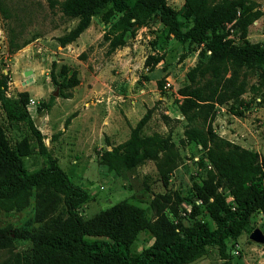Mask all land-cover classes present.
<instances>
[{"label": "rangeland", "instance_id": "1", "mask_svg": "<svg viewBox=\"0 0 264 264\" xmlns=\"http://www.w3.org/2000/svg\"><path fill=\"white\" fill-rule=\"evenodd\" d=\"M252 1L263 16L248 27L246 38L250 43L264 44V0ZM167 5L183 20L184 0H167ZM119 16L115 14L108 24L102 23L101 14L92 17L87 29L63 47L60 39L76 27L77 20H66L60 13L52 12L47 0H0V78L7 98L25 102V110L41 138L28 124L9 121L1 104L0 126L9 144L20 147V158L28 172L46 167L40 151L42 144L72 182L88 192L89 200L78 209L83 220L124 200L145 209L151 231L141 232L131 246L137 254L150 246L154 234L165 227L178 231L192 227L196 221L184 198L192 195L195 199V187L202 185L209 167L200 161L201 147L184 136L186 122L179 112L178 91L187 84L185 75L196 64L202 47L181 44L163 24L150 21L133 37L126 36L125 47L108 54L104 37ZM11 30L17 34L18 44L32 40L13 54L8 51ZM227 31L228 38L239 44V32L232 24L227 25ZM28 70L32 75L25 77ZM250 82L255 90L249 89L243 95L249 108L238 116L237 107L216 104L212 128L221 138L234 140L264 156V81L256 77ZM62 83L71 86L61 90ZM56 90L58 95L53 96ZM22 94H27V98ZM30 100H35L36 105L31 107ZM75 107L77 112L90 108L93 116L103 114L101 121L110 113L108 121L113 131L107 136L110 140L106 146L77 151L72 137H62L59 128H68L71 120L67 124L66 120ZM148 112L150 117L142 136L160 138L159 160L146 161L132 171L123 170L121 176L102 178L98 174L101 155L128 139L131 129ZM111 137H115L113 141ZM217 191L228 192L226 184L218 185ZM39 192L33 188L21 209L0 210V229L33 231L58 217L60 206L44 221L36 220ZM195 201L201 204L199 199ZM252 225L264 232V217L254 215ZM248 236L243 232L230 246L232 264H264V247L251 243ZM32 246L30 240H15L10 248L0 250V264L12 260L14 255L30 256ZM221 263L217 249L208 248L206 256L193 264Z\"/></svg>", "mask_w": 264, "mask_h": 264}, {"label": "trees", "instance_id": "2", "mask_svg": "<svg viewBox=\"0 0 264 264\" xmlns=\"http://www.w3.org/2000/svg\"><path fill=\"white\" fill-rule=\"evenodd\" d=\"M47 2L52 12L66 20H77L76 27L60 39L63 47L75 41L98 14L104 24L120 14L104 37L108 54L125 47L126 36L133 37L150 21L163 24L177 42L202 47L196 64L185 75L187 84L178 91L179 112L186 122L185 138L201 147L200 161L209 170L202 185L195 187V199L192 195L184 198L191 216L196 217L194 225L178 231L165 227L154 234L150 246L134 254L131 246L138 235L151 231L145 209L124 200L83 220L78 209L89 200L88 192L72 182L42 144L40 151L46 167L28 172L20 158V147L9 144L0 126V210L23 208L33 188L40 190L36 220L44 221L60 206V215L43 222L46 224L40 229H0V250L10 248L18 239L30 240L33 245L30 256L14 255L2 264H193L206 256L208 248L217 249L221 264H232L230 246L243 232L250 234L255 228L254 215L264 217V156L221 138L214 132L212 122L216 104H231L237 107L235 115L241 116L249 108L243 95L249 89L255 90L250 80L258 77L264 81V44L250 43L246 38L248 27L263 12L252 0H184L180 20L167 0ZM229 24L239 32V44L228 38ZM16 35L11 30L10 54L32 41L18 44ZM70 86L59 85L61 90ZM21 96L27 98V94ZM0 104L9 121L28 124L41 138L25 110V102L7 98L1 78ZM149 117L148 112L136 123L127 141L101 155V177L121 176L123 170L132 171L146 161L159 160L160 138L142 136ZM223 183L228 190L225 194L217 191Z\"/></svg>", "mask_w": 264, "mask_h": 264}, {"label": "crops", "instance_id": "3", "mask_svg": "<svg viewBox=\"0 0 264 264\" xmlns=\"http://www.w3.org/2000/svg\"><path fill=\"white\" fill-rule=\"evenodd\" d=\"M115 64H116V62H115ZM75 103H76V100L74 98V104ZM77 108L78 107H75V109H73L70 113V116H69L70 119L69 120H71V123L68 126V128H66V129L59 128V131L61 133H63L62 137H67V136H70V138L72 137L71 139L76 143V150L77 149L81 150V149H83V147L84 148L86 147V149L91 150L92 148H95L96 145L106 146V141H107V139H109L107 136H109L110 133L113 131L112 126H111L110 122L108 121V116H110V113L108 114V116H104V120L101 121L100 117L103 114H100L97 117V116H93L90 108H87L86 110H82L81 112L80 111L77 112L78 111ZM51 120L53 121V119H51ZM67 123H69V122H67ZM221 126H222L221 129H223V132H224V129H225L224 126L223 125H221ZM45 131H46V129H45ZM225 132L223 134H225ZM113 138H115V137H111V141H113ZM127 140L128 139L124 140L123 142H118L112 146L113 147L118 146ZM90 150H89V152H90ZM109 151H111V149ZM52 157L55 158L54 156H52ZM58 165H59V163H58Z\"/></svg>", "mask_w": 264, "mask_h": 264}, {"label": "water", "instance_id": "4", "mask_svg": "<svg viewBox=\"0 0 264 264\" xmlns=\"http://www.w3.org/2000/svg\"><path fill=\"white\" fill-rule=\"evenodd\" d=\"M32 75V71H25L24 76L29 77ZM58 95V90L53 93V96ZM248 240L256 245L264 246V232L259 228H254L248 236Z\"/></svg>", "mask_w": 264, "mask_h": 264}, {"label": "built area", "instance_id": "5", "mask_svg": "<svg viewBox=\"0 0 264 264\" xmlns=\"http://www.w3.org/2000/svg\"><path fill=\"white\" fill-rule=\"evenodd\" d=\"M170 86V84L169 83H167L166 84V87H169ZM259 101V100H258ZM36 105V102H35V100H30V106L31 107H33V106H35ZM236 137V136H235ZM226 139V138H225ZM228 141H230V142H232V143H235L234 142V140H230V139H227ZM236 254H238V252H236Z\"/></svg>", "mask_w": 264, "mask_h": 264}]
</instances>
